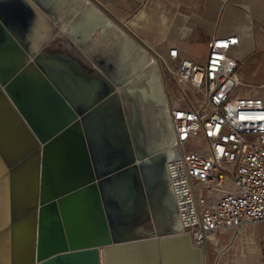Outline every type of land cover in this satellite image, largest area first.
Masks as SVG:
<instances>
[{
    "label": "water",
    "instance_id": "water-1",
    "mask_svg": "<svg viewBox=\"0 0 264 264\" xmlns=\"http://www.w3.org/2000/svg\"><path fill=\"white\" fill-rule=\"evenodd\" d=\"M43 16L62 38L36 46ZM179 157L157 63L97 5L0 0V242H22L13 264H102L101 249L117 264L147 244L169 264L173 243L177 264H205L183 233Z\"/></svg>",
    "mask_w": 264,
    "mask_h": 264
},
{
    "label": "built area",
    "instance_id": "built-area-1",
    "mask_svg": "<svg viewBox=\"0 0 264 264\" xmlns=\"http://www.w3.org/2000/svg\"><path fill=\"white\" fill-rule=\"evenodd\" d=\"M239 42L213 38L205 63L182 57L176 47L168 56L151 52L180 153L168 169L183 233L205 258L223 237L234 241L264 224V99L254 93L264 85L240 79V64L230 56Z\"/></svg>",
    "mask_w": 264,
    "mask_h": 264
},
{
    "label": "crops",
    "instance_id": "crops-1",
    "mask_svg": "<svg viewBox=\"0 0 264 264\" xmlns=\"http://www.w3.org/2000/svg\"><path fill=\"white\" fill-rule=\"evenodd\" d=\"M90 1L138 41L151 56L153 51L168 56L169 49L176 47L182 57L205 63L209 43L213 38L237 36L240 39L239 45L232 50L230 56L239 62L240 67L248 62L251 83L264 85V0ZM30 29L32 32L29 37L35 40L36 46L62 38V30L57 29L55 20L46 16ZM68 43L63 41L62 45ZM195 48L204 51L203 59L196 55ZM158 68L165 91L163 73L159 65ZM22 245V242H18L13 249L12 242H0V264L20 262L24 254ZM144 252L147 254L148 248ZM136 254L137 252L122 254L121 257L127 264H131L130 258H135ZM101 260L104 264L103 249ZM133 263H137L135 259Z\"/></svg>",
    "mask_w": 264,
    "mask_h": 264
},
{
    "label": "rangeland",
    "instance_id": "rangeland-1",
    "mask_svg": "<svg viewBox=\"0 0 264 264\" xmlns=\"http://www.w3.org/2000/svg\"><path fill=\"white\" fill-rule=\"evenodd\" d=\"M197 56L204 58L205 53L199 48L194 50ZM241 79L247 84L251 83V68L245 62L239 69ZM259 87L258 84H252ZM242 94L246 90L240 91ZM255 94L264 99V88H255ZM195 149L201 150L202 146L195 145ZM191 150V148H189ZM232 235L223 237L218 246L210 247L205 258V264H264V224H259L231 241Z\"/></svg>",
    "mask_w": 264,
    "mask_h": 264
},
{
    "label": "bare ground",
    "instance_id": "bare-ground-1",
    "mask_svg": "<svg viewBox=\"0 0 264 264\" xmlns=\"http://www.w3.org/2000/svg\"><path fill=\"white\" fill-rule=\"evenodd\" d=\"M189 236V235H188ZM189 239L191 240L190 236H189ZM172 244V243H171ZM174 245L175 243H173V245L171 246L170 248V251L168 252V261L167 263L169 264H177V262H181L178 258V256L176 254H174ZM142 247H146L145 249L148 248L149 252L146 254L144 251L145 249L141 250L143 251V253H138L136 254L135 258L131 257L130 258V261H131V264H134L133 263V260L135 259L136 260V264H154L155 260H154V255H153V251L156 247V245H153V244H147L145 246H142ZM169 247V246H168ZM171 252V253H170ZM123 254V251H118V254H117V264H127L125 262L124 259H122L121 255ZM203 260L205 261V259L203 258ZM129 262V261H128Z\"/></svg>",
    "mask_w": 264,
    "mask_h": 264
}]
</instances>
